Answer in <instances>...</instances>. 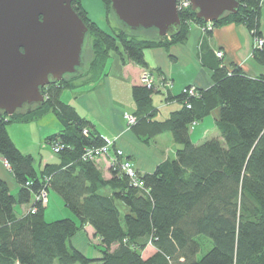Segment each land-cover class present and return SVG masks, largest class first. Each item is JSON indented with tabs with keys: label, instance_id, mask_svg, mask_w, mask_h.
<instances>
[{
	"label": "trees",
	"instance_id": "16d2710c",
	"mask_svg": "<svg viewBox=\"0 0 264 264\" xmlns=\"http://www.w3.org/2000/svg\"><path fill=\"white\" fill-rule=\"evenodd\" d=\"M237 1V13L211 27L242 25L254 41L260 39L264 0ZM102 2L111 15L110 0ZM73 4L91 40V71H99L111 52L122 64L145 68V50L168 49L185 41L192 24L206 30L189 7L178 12L179 31L170 38L125 34L118 27L113 35L105 34L86 19L78 1ZM252 58L264 66V47H254ZM206 65L212 71V86L196 89L195 96L181 93L167 98L182 107L163 121L154 120L157 110L151 98L168 91L141 84L132 87L136 123L130 128L143 142L168 133L177 145L174 157L152 173L136 172L140 187L117 166L110 167L111 177L104 180L94 161L82 160L85 149L105 142L88 121L59 99L60 91L72 88L81 72L44 87L43 104L29 113L0 115V157L9 164L17 185L13 194L0 180V264H264V75L250 78L238 66ZM216 109L219 115L214 125L219 137L193 143L192 125ZM47 113L62 127L45 139L50 146L59 145L60 162L38 171L33 157L16 148L7 126ZM41 191L56 193L75 220L45 221V206L34 201ZM118 202L125 213L119 211ZM23 205L34 207L35 212L18 218L15 207ZM84 226L91 227L99 240L97 259L84 256L70 244ZM203 239L211 246L199 257ZM148 247L154 253L143 258Z\"/></svg>",
	"mask_w": 264,
	"mask_h": 264
},
{
	"label": "crops",
	"instance_id": "0c3cea01",
	"mask_svg": "<svg viewBox=\"0 0 264 264\" xmlns=\"http://www.w3.org/2000/svg\"><path fill=\"white\" fill-rule=\"evenodd\" d=\"M260 34V39L264 42V3L260 15ZM253 49L254 39L242 25L226 24L205 30L200 25L192 24L189 27L185 41L170 46L168 49L153 48L145 50L143 54L145 68L129 62L122 64L117 54V58H111L109 54L106 60L111 59V64L107 72H105V60L99 71H90L91 75L87 74L80 81L74 82L72 88L62 89L59 93V99L72 107L79 117L88 121L104 142L112 144V149L121 150L124 158L132 164L138 174H150L161 162L174 157L177 145L168 133L154 137L147 143L143 142L138 138L136 130L129 128L122 117L124 113L133 115L135 111L131 89L133 86L140 85L142 70H148L155 80L161 74L172 80V87L166 95L157 92L153 94L158 95L155 100L153 95L151 98L152 106L157 110L154 120L163 121L172 112L178 111L182 107L181 103L174 100L167 101V98L171 99L179 96L182 90L187 87L207 90L212 86V71L206 65L208 63L220 62L226 68L231 65L238 66L250 78L264 75V66L256 63L252 58ZM216 52H221L222 56L216 58ZM207 53L210 55L206 57ZM90 57L88 63L85 62L86 67L82 73L89 70L92 54ZM92 72L95 73L93 77H91ZM155 102H157V105H155ZM48 114L52 113L34 118L27 123L15 124L26 125V127H29L27 129H30L27 133L34 130L37 132L39 139L42 137L46 139L48 136L61 131L62 128L56 118L57 122L51 124L49 121V125L42 122L43 117ZM218 115L219 112L216 109L201 122L192 125L190 139L193 143L199 144L207 139L219 137L214 125ZM10 125L7 126V129ZM35 125L37 129H34ZM7 133L20 152L32 156L28 152L30 145L26 143L28 141L26 135L24 141L21 142L24 147H19L8 130ZM59 162L58 156L57 161L54 163L39 158L37 166L34 165V167L39 171L46 164H58ZM94 165L104 180L110 179L111 173L108 160L100 159ZM0 180L7 184L12 193H16L17 185L10 172L4 168L1 157ZM106 191L108 190H104V193H107ZM47 207L48 201L46 200L45 208ZM28 209L29 205L20 206L19 212L15 210V214L20 218L27 213ZM123 212H126L125 208ZM63 216L70 217V214L65 213ZM70 244L86 257L92 249V259L99 258L97 249L99 248V240L89 226H84L80 232L72 237Z\"/></svg>",
	"mask_w": 264,
	"mask_h": 264
},
{
	"label": "water",
	"instance_id": "95a60500",
	"mask_svg": "<svg viewBox=\"0 0 264 264\" xmlns=\"http://www.w3.org/2000/svg\"><path fill=\"white\" fill-rule=\"evenodd\" d=\"M73 0H0V115L29 113L43 102L42 89L80 73L88 29ZM178 0H110L125 34L175 36ZM195 18L213 24L236 14L237 0H189Z\"/></svg>",
	"mask_w": 264,
	"mask_h": 264
},
{
	"label": "rangeland",
	"instance_id": "374dc122",
	"mask_svg": "<svg viewBox=\"0 0 264 264\" xmlns=\"http://www.w3.org/2000/svg\"><path fill=\"white\" fill-rule=\"evenodd\" d=\"M81 4H82L83 8L85 9L87 16L89 17L90 21H93L96 24L97 28L101 32H103L105 34H112L113 35V32L116 30V27H117V21L115 20V18L112 15L107 13L106 5L102 2V0H81ZM81 4L79 3V6H81ZM138 34L140 36L141 35L149 36L150 38L154 37V33L150 34V33L139 32V33H137V35ZM86 54H87V56L85 59ZM91 54H92L91 40H90L89 36H87L86 43L84 45V59L86 60V64L88 63L89 59L91 58L90 57ZM92 56H93V54H92ZM110 56H111V58H117L116 54L113 52L110 53ZM86 64H84V67H86ZM110 64H111V59H107L105 72H107L109 70ZM143 70H145V69H143ZM87 71H89V72H87ZM90 71H91L90 68H89V70H86V72L84 71V73H82L80 75L79 79H81L83 76H87V74L91 75ZM94 75H95V73L93 74V72H92L91 77H93ZM150 75H151L152 79L154 80V82H158L159 77L157 80H155V78L153 77V75L151 73H150ZM140 76H141V74H140ZM164 76L170 80L171 85H172V80L168 76H166V75H164ZM77 79H78V77H77ZM78 81H80V80H78ZM157 96L158 95H153L154 100H155V97H157ZM156 103L157 102H155V105H157ZM158 118H159V115H158ZM49 121L51 122V124L54 122H57L55 120V117L52 114H48V115L43 117L42 122H46L47 125H49ZM35 124H37V123H35ZM27 128H29V127H26V125L11 124L7 130L10 133V135L12 136L15 143L19 147H24V144H21V142L24 141V139H25L24 136L26 135V137L28 139V141L26 143H29V145H30V147L27 146L28 152H30L32 154V157L34 158V165L35 166H37V164L39 162V158L47 159L48 162H51V163H54L55 161H57V154H53V152L51 151L52 145L50 146V145L46 144L44 141L45 140L44 137L39 139L37 137V132L34 130L33 131L31 130L32 132L27 133L28 131H30V129H27ZM34 129H37L36 125H35ZM105 143H107V142H105ZM21 149H25V148H21ZM22 151H25V150H22ZM110 156H113V155L111 154ZM100 159L108 160V158H99V159L95 160L94 163H96V161H98ZM2 161H3V159H2ZM109 168H110V166H109ZM34 199H35V197H34ZM46 199L48 201V207L45 208V210H44L45 221L53 222V221H56L59 219H66V218H70V219L75 220V217L72 215V213L70 211H68L63 206L61 198L56 193L49 191L48 197ZM116 205H117L119 211L121 212V214H123L124 213L123 209L125 207L119 202ZM19 208H20V206H16L15 210L17 212H19ZM65 213L68 215L70 214V217L63 216ZM202 244H203L204 249L199 254V257H201V255H203L208 249H210V246H211L209 241H207L206 239H203ZM153 253H154V250L151 247H148L144 251L142 256H143V258H146ZM92 257H93V253H92V249H91L89 254H88V258L92 259ZM54 264H57V262L55 261Z\"/></svg>",
	"mask_w": 264,
	"mask_h": 264
},
{
	"label": "built area",
	"instance_id": "2783aa9c",
	"mask_svg": "<svg viewBox=\"0 0 264 264\" xmlns=\"http://www.w3.org/2000/svg\"><path fill=\"white\" fill-rule=\"evenodd\" d=\"M190 7L189 0H178L176 3V8L178 12L180 10L186 9ZM207 29H212L211 24H206ZM264 42L262 39H257L254 41V47L261 48L263 47ZM216 57L220 58L222 56L221 52H216ZM140 84L147 89H156L162 92H167L171 89V82L168 78H166L163 74L159 76L158 82H154L148 70H143L140 76ZM182 93L188 94V96H195L196 95V88L195 87H188L182 90ZM189 108V105H187ZM123 119L126 122L127 126L130 128L136 123V119L133 115L124 113ZM83 135H87L86 130L83 131ZM60 147L57 143L52 145L51 151L53 154H58ZM113 156H110V155ZM82 160L84 161H95L99 158H108L110 167H119L120 170L130 179V182L135 186H142V183L136 179V171L133 168L132 164L125 159L122 161H117L118 158L124 157V154L121 150L112 149V144L107 142L100 147H91L85 149L84 153L82 154ZM4 168L9 171L10 167L6 161H2ZM47 194L44 191H41L38 195L35 196L34 201L41 203L42 206H45ZM35 212V208L30 207L27 213L33 214Z\"/></svg>",
	"mask_w": 264,
	"mask_h": 264
},
{
	"label": "flooded vegetation",
	"instance_id": "af4514ba",
	"mask_svg": "<svg viewBox=\"0 0 264 264\" xmlns=\"http://www.w3.org/2000/svg\"><path fill=\"white\" fill-rule=\"evenodd\" d=\"M75 1H78L80 4H81V0H75ZM71 8L73 9V8H78L75 4H73L72 5V3H71ZM80 8H82L83 10H84V12L86 13V11H85V9L83 8V6H82V4H81V6H80ZM73 11H74V9H73ZM75 12V11H74ZM76 13V12H75ZM77 14V13H76ZM78 16V15H77ZM86 19L87 20H89L90 21V19H89V17L87 16V13H86ZM91 22H93V21H91ZM94 23V22H93ZM86 56H87V54L85 55V59H86ZM84 59V63H83V65H82V69H81V73H82V71L85 69V67H84V64H85V62H86V60ZM80 76V75H79Z\"/></svg>",
	"mask_w": 264,
	"mask_h": 264
}]
</instances>
